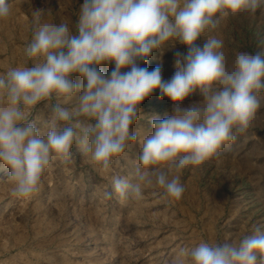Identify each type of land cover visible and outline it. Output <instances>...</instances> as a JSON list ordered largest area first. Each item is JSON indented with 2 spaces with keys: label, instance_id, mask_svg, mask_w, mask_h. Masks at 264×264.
<instances>
[{
  "label": "rangeland",
  "instance_id": "rangeland-1",
  "mask_svg": "<svg viewBox=\"0 0 264 264\" xmlns=\"http://www.w3.org/2000/svg\"><path fill=\"white\" fill-rule=\"evenodd\" d=\"M7 3L10 15L0 19L2 79L7 80L12 69L46 63L45 56H30L27 51L43 25L67 24L70 36L79 35L84 0ZM187 3L179 0L178 10ZM169 21L174 24V16L170 15ZM212 38L221 41L216 51L223 53L228 73L238 71L240 54L264 57V0L255 12H217L194 44L203 47ZM187 52V46L173 36L137 63L149 70L160 67L163 80L168 81L177 71L176 61L186 63L183 56ZM92 66L108 76L115 63ZM69 78L81 85L71 98L53 93L33 107L20 105L26 119L17 126L32 123L45 140L54 120L53 108L68 109L72 119L56 120L55 127L58 131L72 127L76 139L66 161L51 154L40 191L31 198L14 195L16 182L11 170L0 163V264H194L192 253L201 244L216 247L227 243L239 248L242 240L264 234V89L254 92L260 107L248 129L241 133L234 128L235 140L218 155L199 166L189 164L180 169L177 164L185 155L181 154L145 169L139 157L144 139L154 131L152 120L174 114L172 101L155 90L138 106L139 119L131 126L136 140L129 141L104 170L92 159L94 134L86 137L84 131L96 121L76 114L86 80L79 73ZM224 87L214 83L208 96ZM8 103L6 90H0V107ZM204 105L205 95L196 89L178 106ZM143 173L147 175L141 180ZM160 173L168 180L180 177L185 188L180 200L169 197L157 183ZM113 177L129 182L124 197L114 192ZM109 192L110 199L105 196ZM256 255V264H264V256Z\"/></svg>",
  "mask_w": 264,
  "mask_h": 264
},
{
  "label": "clouds",
  "instance_id": "clouds-1",
  "mask_svg": "<svg viewBox=\"0 0 264 264\" xmlns=\"http://www.w3.org/2000/svg\"><path fill=\"white\" fill-rule=\"evenodd\" d=\"M261 0H188L178 10L179 0H84L79 19V35L70 36L67 24H45L28 47L30 56L43 55L46 63L32 68H15L7 80L0 78V90H6L8 106L0 107V163L11 170L15 180L14 195L31 198L40 191L41 177L51 154L67 160L76 139L72 127L58 131L55 121H70L73 113L56 105L54 120L46 140L40 138L34 124L17 126L26 119L20 107H33L51 98L53 93L71 98L81 85L70 75L79 73L86 83L79 97L77 115L96 121L85 129L94 134L92 159L104 170L115 156L121 155L136 135L131 126L139 119L138 106L159 90L174 105V114L153 119L154 131L143 141L140 164L149 168L185 154L177 167L199 166L234 141L238 132L250 126L260 102L254 92L264 89V57L260 54L237 57L238 71L228 73L224 67L221 41L209 39L203 47L195 45L212 17L227 9L233 14L242 9L255 12ZM10 15L7 0H0V19ZM174 16L175 23L169 21ZM173 36L187 46L186 63L176 61L177 71L165 81L162 70L141 67L152 51ZM67 51H62V49ZM177 53V56H180ZM114 62L108 76L92 65ZM129 68L122 72L121 69ZM224 85L223 91L208 96L213 84ZM199 89L205 95L203 107L180 108L186 97ZM147 173L140 174L144 180ZM150 182V181H149ZM157 183L169 197L180 200L185 191L176 176L168 180L164 173ZM116 194L124 197L130 187L127 179L112 178ZM137 194L139 187L135 188ZM107 198L112 193H105ZM257 253L264 256V234L241 241L239 248L225 243L210 247L201 244L192 253L194 264H256Z\"/></svg>",
  "mask_w": 264,
  "mask_h": 264
}]
</instances>
